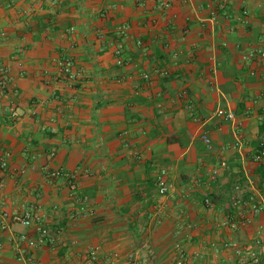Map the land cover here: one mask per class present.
Listing matches in <instances>:
<instances>
[{
  "label": "crops",
  "instance_id": "crops-1",
  "mask_svg": "<svg viewBox=\"0 0 264 264\" xmlns=\"http://www.w3.org/2000/svg\"><path fill=\"white\" fill-rule=\"evenodd\" d=\"M166 1L0 0V64L12 76L0 92V211L37 207L61 229L21 255L16 236L38 234L0 220V264H83L90 246L98 264L114 252L122 263L174 264L177 244L186 264H251L227 241L264 264V157L253 158L264 62L242 59L264 50V0ZM65 59L72 80L59 71Z\"/></svg>",
  "mask_w": 264,
  "mask_h": 264
},
{
  "label": "built area",
  "instance_id": "built-area-1",
  "mask_svg": "<svg viewBox=\"0 0 264 264\" xmlns=\"http://www.w3.org/2000/svg\"><path fill=\"white\" fill-rule=\"evenodd\" d=\"M182 2H188L189 0H181ZM158 5L160 7H166L168 6V2L166 0H158ZM122 31V28L120 29ZM115 54L117 55V62L118 64L122 63L121 60V54H122V48L121 45L116 47ZM242 59L244 61H252V60H259L261 63L264 62V50L261 48H252L248 52L244 53L242 55ZM72 61L69 59H65L63 61H60L58 63L59 71L64 76H66L68 79L72 80L75 78L76 74L73 72L72 69ZM251 74H255V71ZM12 82V76H11V70L8 66L1 65L0 64V92H6L9 88L10 84ZM215 115L217 117H220L223 120L231 121L235 118V114L233 111L224 110L222 108H218L215 111ZM11 116L16 118L18 117V113L16 111L11 112ZM202 141L207 146H211V139L206 135H202ZM229 147L232 148H238L239 143H233L229 145ZM264 157V136L260 139L258 149L256 150L254 154V161L259 162ZM6 161L3 160L1 163L2 168H6ZM225 162L222 161L220 163V167H224ZM62 173L61 171L57 170L53 173L54 176H60ZM165 171L162 172V176L158 180V192L160 195H166L169 191L171 186L167 183V181L164 178ZM219 174L218 168H214L211 172V176L214 178ZM237 190L238 187H235ZM233 204L234 205H240L242 198L239 196H234L233 198ZM205 204L207 206L210 205V200L207 198L205 199ZM83 209V207H82ZM263 204L260 202L252 203L249 210H251L252 213L256 214L262 211ZM84 214L87 212L84 211ZM83 214V215H84ZM0 220L2 223L9 220L14 223H19L23 227L26 228H34L36 233L38 234V237H32L28 233H20L18 236H16V244L15 248L16 251L19 252L21 255L25 254L26 251H31L32 249H35L37 246H42L45 243L48 242H54L55 241V235L60 233L61 229H57L56 233L54 234L51 228H49L46 225L42 224V217L38 212L37 207L29 206L24 207L21 210L8 212L5 210L0 211ZM222 226H230V227H236V223L230 219L224 220L222 222ZM20 243H25V248H22L20 246ZM261 239L257 238L255 240V245H260ZM224 248L232 249L236 254L240 255L241 262H250L251 264H259L261 260V255L258 250L255 248H248L244 251L234 242H224ZM174 251L176 253V258L174 261V264H186L187 260V254L186 251L181 247L180 245L174 246ZM243 254V255H242ZM100 261V248L98 246H90L85 251V258L83 261V264H98ZM105 262L106 264H139L137 258L133 254H129L126 258V261L122 263L120 261V255L117 252L110 253L107 256H105ZM75 264V263H71Z\"/></svg>",
  "mask_w": 264,
  "mask_h": 264
},
{
  "label": "trees",
  "instance_id": "trees-1",
  "mask_svg": "<svg viewBox=\"0 0 264 264\" xmlns=\"http://www.w3.org/2000/svg\"><path fill=\"white\" fill-rule=\"evenodd\" d=\"M260 142V141H259ZM258 146H259V143H258ZM258 146H257V149H258ZM205 199H207V198H205ZM205 199L203 200V203H205ZM210 200V199H209ZM234 211H233V209H231L230 211H229V215H231V213H233ZM260 262H261V260H260ZM260 264V263H259Z\"/></svg>",
  "mask_w": 264,
  "mask_h": 264
}]
</instances>
